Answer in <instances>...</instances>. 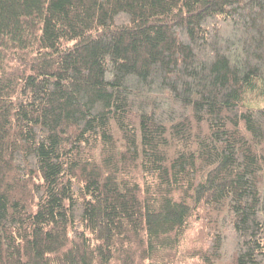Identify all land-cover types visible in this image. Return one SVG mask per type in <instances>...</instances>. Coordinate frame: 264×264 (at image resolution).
Returning a JSON list of instances; mask_svg holds the SVG:
<instances>
[{"label": "trees", "instance_id": "trees-1", "mask_svg": "<svg viewBox=\"0 0 264 264\" xmlns=\"http://www.w3.org/2000/svg\"><path fill=\"white\" fill-rule=\"evenodd\" d=\"M0 264H264V0H0Z\"/></svg>", "mask_w": 264, "mask_h": 264}]
</instances>
